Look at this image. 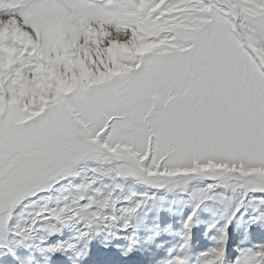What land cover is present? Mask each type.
<instances>
[{
  "label": "snow or ice",
  "instance_id": "1",
  "mask_svg": "<svg viewBox=\"0 0 264 264\" xmlns=\"http://www.w3.org/2000/svg\"><path fill=\"white\" fill-rule=\"evenodd\" d=\"M0 264H264V0H0Z\"/></svg>",
  "mask_w": 264,
  "mask_h": 264
}]
</instances>
